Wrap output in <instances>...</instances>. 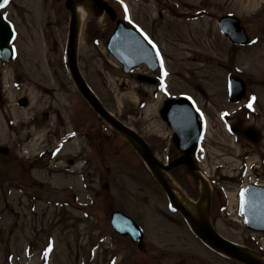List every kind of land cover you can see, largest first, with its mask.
Masks as SVG:
<instances>
[{"label":"rangeland","instance_id":"1","mask_svg":"<svg viewBox=\"0 0 264 264\" xmlns=\"http://www.w3.org/2000/svg\"><path fill=\"white\" fill-rule=\"evenodd\" d=\"M103 1L104 10L89 11L75 50L81 76L160 163L174 159L179 153L157 113L161 100L151 105L154 88L123 74L105 48L117 20L157 42L169 92L192 96L208 115L205 158L196 162L212 185L208 222L227 241L264 258V234L249 231L238 215L240 188L264 183V0ZM2 13L16 30L17 57L0 62V264H242L193 234L138 153L74 83L64 0H9ZM223 15L241 21L247 45H233L220 33ZM230 74L247 83L238 104L228 101ZM240 119L259 130L261 140L233 136L229 125ZM69 133L76 134L62 142ZM167 174L197 200L199 181L185 166ZM113 211L143 228L145 250L113 230Z\"/></svg>","mask_w":264,"mask_h":264},{"label":"water","instance_id":"2","mask_svg":"<svg viewBox=\"0 0 264 264\" xmlns=\"http://www.w3.org/2000/svg\"><path fill=\"white\" fill-rule=\"evenodd\" d=\"M100 8H104L101 0H95ZM72 0H66L65 6L71 11V31H70V43H69V64L72 71L73 76L82 92L90 102L91 106L94 110L102 116L104 119L111 122L119 131L126 134L129 142L136 149V151L140 154L143 160L148 164L149 168L155 175L158 182L161 184L163 189L166 191L170 200L174 204V206L182 213L187 219L193 224L198 233L203 236L206 240H208L212 245L220 249L221 251L229 254L230 256L236 258L237 260L245 263V264H260L253 255L247 254L233 245L227 243L221 237H219L209 226L207 220L200 213V207L203 201L207 198V193L205 191L202 192L198 203H197V217L192 216L187 210L175 199L172 190L161 174L159 167H162L165 170H169L174 166L186 164L190 171L193 170L192 161L190 155L193 153L196 138L198 137L199 127L196 125V132L194 133V137L192 141H190L189 148L183 149L185 151V155H183L180 159L173 161L168 167L161 166L157 160L153 157L152 153L149 151L147 146L137 138L135 135L130 133L128 130L118 125L109 114L103 109V107L99 104L97 99L93 96V94L87 88L85 82L79 75L76 61H75V50H74V37H75V16L74 12L71 9ZM4 3V0H0V7ZM118 27L116 31L113 33L110 41L107 44L108 50L123 64V71L129 72L135 64H138L144 59L137 60L129 58V54H127V49L129 50L130 44L136 42L139 46L138 49H142L146 52H150L148 47L144 44L141 38L131 29L125 27L121 22L117 23ZM218 27L223 35L227 36L229 40L238 45H243L248 42V37L245 32L243 26H241L238 19L232 16H224L221 17L218 21ZM13 32L11 28L7 25V23L3 20L2 16H0V59L4 62H8L14 56V49L10 47V43L13 39ZM146 47V48H145ZM129 55V56H128ZM229 91H230V100L232 102H237L243 98L245 95V83L242 79L236 76L229 77ZM165 113V112H164ZM167 118V116L165 115ZM193 117V116H192ZM168 119V118H167ZM195 120V119H194ZM169 122V119L167 120ZM172 119H170V122ZM169 122V123H170ZM196 123V122H195ZM231 130L246 138L251 143H257L260 140V134L253 129L252 127L244 128L242 127L241 121H238L231 127ZM181 132H176V144L180 146ZM241 215L244 219L245 224L255 230L264 232V188L258 187L256 185H250L246 189L242 191L241 194ZM111 225L120 235H128L132 238L133 241L138 242L139 249H144V243L142 241L143 232L140 227L135 224V222L123 215L120 212H113L111 214Z\"/></svg>","mask_w":264,"mask_h":264},{"label":"bare ground","instance_id":"3","mask_svg":"<svg viewBox=\"0 0 264 264\" xmlns=\"http://www.w3.org/2000/svg\"><path fill=\"white\" fill-rule=\"evenodd\" d=\"M71 9L73 10L74 16H75L74 45H75V50L77 51L78 47L80 48L81 36H82L83 29H84V27H85V25H86V23L88 21V18H89V11H92V10L97 11L98 10V4H97V2L95 0H72ZM102 17L103 16L101 15L100 19H102ZM73 80H74V78H73ZM148 89L150 90V88H148ZM79 90L82 91L81 88ZM152 101L154 103L151 104V105L155 106L156 100L152 99ZM151 105L149 104V106L147 107L148 110L150 109ZM106 121L108 122L109 128L116 129V127L111 122H109L108 120H106ZM161 173L164 176L165 180L168 182L175 199L187 210V212H189L192 216L196 217L197 216V208H196L197 204H196V202L193 201L192 199H190L185 194V192L181 189L180 186H178L176 183H174L173 181H171L169 179L166 170L161 168ZM195 173L202 176L201 177V183H200L202 185L201 188L204 189V191L207 194L210 193L211 188H210V186H208L209 182H208L207 177L205 175H203L199 171H196ZM208 210H209V204H208L207 200H204L203 203L201 204V207H200V213L205 217V219H207ZM188 225L190 226L189 228L192 231H194V228L192 227V224L191 225L188 224ZM142 241H143V239H142ZM237 247L239 249H241L242 251L245 250L247 253H250L251 255H254L257 258V260H258V262L260 264H264V258L262 256H260L258 253H256L255 251L246 250L245 248L240 247V246H237Z\"/></svg>","mask_w":264,"mask_h":264},{"label":"snow or ice","instance_id":"4","mask_svg":"<svg viewBox=\"0 0 264 264\" xmlns=\"http://www.w3.org/2000/svg\"><path fill=\"white\" fill-rule=\"evenodd\" d=\"M8 2V0H4V3L6 4Z\"/></svg>","mask_w":264,"mask_h":264},{"label":"flooded vegetation","instance_id":"5","mask_svg":"<svg viewBox=\"0 0 264 264\" xmlns=\"http://www.w3.org/2000/svg\"><path fill=\"white\" fill-rule=\"evenodd\" d=\"M203 144V143H202ZM201 150V148L198 149V151ZM180 153V152H179Z\"/></svg>","mask_w":264,"mask_h":264}]
</instances>
